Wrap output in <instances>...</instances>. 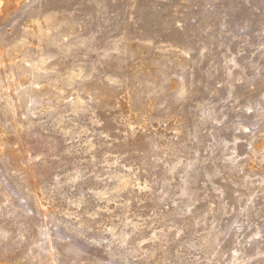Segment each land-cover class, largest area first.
Segmentation results:
<instances>
[{"label": "rangeland", "instance_id": "374dc122", "mask_svg": "<svg viewBox=\"0 0 264 264\" xmlns=\"http://www.w3.org/2000/svg\"><path fill=\"white\" fill-rule=\"evenodd\" d=\"M0 264H264V0H0Z\"/></svg>", "mask_w": 264, "mask_h": 264}, {"label": "bare ground", "instance_id": "6f19581e", "mask_svg": "<svg viewBox=\"0 0 264 264\" xmlns=\"http://www.w3.org/2000/svg\"><path fill=\"white\" fill-rule=\"evenodd\" d=\"M38 68H40V67H38ZM40 70V69H39ZM129 182V181H128Z\"/></svg>", "mask_w": 264, "mask_h": 264}]
</instances>
